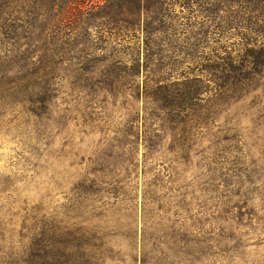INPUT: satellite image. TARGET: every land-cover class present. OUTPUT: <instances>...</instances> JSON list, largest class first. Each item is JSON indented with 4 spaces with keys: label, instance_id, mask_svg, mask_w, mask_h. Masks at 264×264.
<instances>
[{
    "label": "rangeland",
    "instance_id": "1",
    "mask_svg": "<svg viewBox=\"0 0 264 264\" xmlns=\"http://www.w3.org/2000/svg\"><path fill=\"white\" fill-rule=\"evenodd\" d=\"M0 72V264H264V0H0Z\"/></svg>",
    "mask_w": 264,
    "mask_h": 264
},
{
    "label": "trees",
    "instance_id": "2",
    "mask_svg": "<svg viewBox=\"0 0 264 264\" xmlns=\"http://www.w3.org/2000/svg\"><path fill=\"white\" fill-rule=\"evenodd\" d=\"M9 72H10L9 70H6L5 72H2L3 73V77H4L5 74H8ZM5 84H2V86L0 87V99L8 100L9 97L11 96V93H12L13 89L10 88V87H7V86H3Z\"/></svg>",
    "mask_w": 264,
    "mask_h": 264
}]
</instances>
